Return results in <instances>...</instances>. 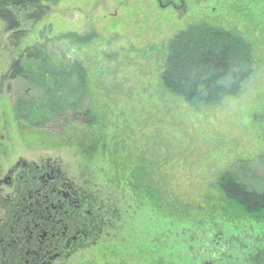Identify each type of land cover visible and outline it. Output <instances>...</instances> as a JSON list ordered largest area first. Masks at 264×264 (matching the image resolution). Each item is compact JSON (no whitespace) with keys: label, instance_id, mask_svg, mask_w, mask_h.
<instances>
[{"label":"rangeland","instance_id":"1","mask_svg":"<svg viewBox=\"0 0 264 264\" xmlns=\"http://www.w3.org/2000/svg\"><path fill=\"white\" fill-rule=\"evenodd\" d=\"M166 1L58 0L44 4L46 13L39 20L28 18L31 10L13 9L19 25L16 31L8 32L0 20V137L9 146L4 149L7 153L14 150L20 156L61 159L69 175H77L90 188L98 183L103 191L90 173L102 160L108 137L90 157L67 147L86 138L80 127L62 137L66 143L52 145L48 139L51 131L55 135L51 139H60L62 122L54 118L66 113L71 99L78 100V107L86 104L79 97L78 72L61 89L63 100L50 105L51 112L43 116L32 110L45 100L32 79H9V66L23 49L44 46L51 63L68 69L78 63L85 69L92 85V107L106 119L104 129L112 127V135L120 130L121 139L127 138V146L132 143L137 152L145 149L152 164V188L169 204L196 207L213 217L210 205L215 204L214 187L221 173L229 172L251 191L264 190V0H174L175 9ZM202 22L245 39L251 49L253 76L232 97L214 105L190 106L167 94L159 77L166 43ZM87 36L91 37L87 42L77 40ZM124 220L128 238L120 249L95 246L73 264H109L112 254L116 260L128 256L125 264H134L135 258L143 263L142 243L148 233L137 220L126 216ZM185 227L190 228V223L185 222ZM191 230H195L192 224ZM189 246L181 235V259ZM184 263L190 260L186 257Z\"/></svg>","mask_w":264,"mask_h":264},{"label":"trees","instance_id":"2","mask_svg":"<svg viewBox=\"0 0 264 264\" xmlns=\"http://www.w3.org/2000/svg\"><path fill=\"white\" fill-rule=\"evenodd\" d=\"M57 1L0 0V20L6 23L8 32H13L18 28L13 9L31 10V18L34 16L39 20L46 13L44 4ZM90 39L89 36L77 38L80 42ZM162 63L159 77L162 88L190 106L214 105L232 97L253 76L251 49L245 39L234 31L205 22L191 25L172 37L165 45ZM70 66L68 69L62 63H51L46 48L38 45L22 50L17 60L11 63L9 79H32L45 96V100L38 101L40 106L35 104L32 110L43 116L51 112L48 110L50 105L63 100L65 94L61 89L78 72L79 97L85 98L86 104L78 107V100L71 99L66 113H57L54 118V122H62L60 139H51L55 138L53 131L48 139L52 145L66 143L62 137L70 136L80 127L86 138L80 142L75 140L77 145L67 147L90 157L105 138H109V145H103V158L94 168L93 173L97 175H90L101 184V199H110L116 204L120 217L137 220L148 233L142 243L143 263L135 258L134 264H185L186 257L190 264H264V190L262 193L251 191L229 172H223L214 187L218 195L215 204L210 205L215 213L213 217L211 212L204 214L196 207L169 204L158 190L152 188L149 173L152 164L145 149L137 152L132 143L127 146V138L121 139L120 130L112 135V127L104 129L106 119L92 107L89 76L78 63ZM46 67L50 70L46 71ZM185 222L190 223V228L185 227ZM191 224L196 231L192 232ZM124 225L125 220L121 222V235L115 243L109 244L112 248L120 249L125 244L128 237L124 234ZM181 235L183 242L190 245L182 259L179 253ZM117 258L112 254L109 264L129 262L128 256Z\"/></svg>","mask_w":264,"mask_h":264},{"label":"flooded vegetation","instance_id":"3","mask_svg":"<svg viewBox=\"0 0 264 264\" xmlns=\"http://www.w3.org/2000/svg\"><path fill=\"white\" fill-rule=\"evenodd\" d=\"M165 5L177 8L174 0ZM2 138L0 264H73L81 253L117 241L124 218L101 199L97 183L85 186L61 159L7 153Z\"/></svg>","mask_w":264,"mask_h":264}]
</instances>
